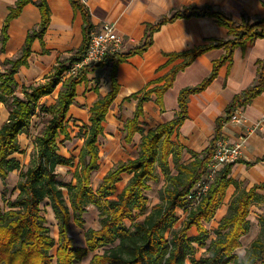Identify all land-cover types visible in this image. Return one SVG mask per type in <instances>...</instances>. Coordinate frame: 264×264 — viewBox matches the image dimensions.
Instances as JSON below:
<instances>
[{
    "label": "trees",
    "instance_id": "1",
    "mask_svg": "<svg viewBox=\"0 0 264 264\" xmlns=\"http://www.w3.org/2000/svg\"><path fill=\"white\" fill-rule=\"evenodd\" d=\"M30 2L19 0L10 9L1 31L0 53L5 51L10 21L17 18ZM70 2L82 12L85 20L82 49L69 60H60L44 82L25 88L22 97L16 95L18 84L15 75L22 66L28 64L33 42L36 39L42 42L50 21L48 5L45 0H40L41 25L28 34L20 54L6 60L4 70L0 71V105H5L9 112L7 121L0 127V180L5 182L13 172H20L16 198L6 201V209L0 207V264H53L54 260L56 264H76L89 252L98 250L102 253L95 256L93 264H243L244 258L238 256L237 251L242 247L241 239L250 231L249 207L255 198V191L243 192L234 198L228 214L216 231L217 238L210 246L206 245L209 231L204 223H209L215 217L231 184L229 175L232 165L222 167L215 174L214 181L197 205L188 200V196L213 161L216 141L221 138L223 125L230 121L239 107L247 105L263 91L264 60L258 62L255 85L235 97L226 116L219 121L217 137L206 151L201 155L193 154L194 160L191 163L179 165V152L170 142V137L175 127L185 118L187 96L205 89L216 78L220 66L231 61L236 48L264 38V20L254 19L252 24L244 22L238 25L220 12L213 13L209 8L192 11L187 15H214L218 23L230 31L231 36L227 40H215L191 52L174 56L173 59L184 58L185 62L173 69L164 87L154 90L159 98L172 85L177 72L189 66L201 54L222 48L226 51L225 57L215 64L212 74L199 87L181 93L179 118L149 130L142 138L137 158L114 166L103 177L98 189L94 190L92 174L99 170L100 159L97 140L103 134L102 123L118 91L116 68L127 58L144 52L151 44V36L140 48L127 54L109 53L101 64L84 66L76 76L63 81L64 74L87 51L92 35L88 11L80 0ZM179 16H174L171 21ZM106 65L113 66V91L99 99L91 109V128L80 153L79 167L74 173L75 182L63 185L59 181L57 168L72 167L73 161L59 155L58 139L60 136L69 137L65 123L76 96V88L86 80L88 73ZM61 83L62 88L55 104L50 107L41 106V99L52 95ZM142 103L143 100H140L134 118L126 124V138L129 141L136 132L141 131L136 125L142 113ZM36 116L41 119L43 127L34 137L30 162L23 169L16 158V155L22 153L20 137L29 135ZM170 156H173L176 166L174 175L169 174ZM158 168L166 176L167 186L159 193V202L148 211L145 191L150 188L149 182L159 180ZM124 174L131 178L122 192L113 198ZM260 189H264V186ZM45 202L50 206L58 225V242L51 236L47 219L42 215ZM92 207L99 210L100 228L86 233V248L75 247L70 236L71 220L83 228L86 224L84 216ZM178 209L186 211L180 229L176 228ZM139 216L142 218L138 219ZM127 221L130 226L126 224ZM193 228L197 236L189 235ZM55 247L56 254L53 255ZM205 248V255L197 258L198 249ZM247 251L249 264H264V237L255 240Z\"/></svg>",
    "mask_w": 264,
    "mask_h": 264
},
{
    "label": "crops",
    "instance_id": "2",
    "mask_svg": "<svg viewBox=\"0 0 264 264\" xmlns=\"http://www.w3.org/2000/svg\"><path fill=\"white\" fill-rule=\"evenodd\" d=\"M18 1L0 0V48L2 28L10 9ZM45 1L49 8L50 21L42 42L39 39L33 42L28 64L22 66L15 75L18 84L16 95L19 97L23 96L25 88L44 82L60 60H69L84 44L85 20L82 12L75 9L70 0ZM80 1L90 15L92 34L98 32L103 23L116 25V33L124 43L121 53L127 54L140 48L151 36V44L144 52L127 58L116 68L118 91L102 123L103 134L97 140L99 169L103 159L101 144H106V150H114L119 146L122 150L135 149L139 154L142 138L149 130L179 118L181 93L199 87L212 74L215 64L225 57L226 51L222 48L201 54L189 66L177 72L172 85L159 98L154 90L164 87L173 69L185 62L184 58L173 59L174 56L191 52L215 40H227L231 36L230 31L221 26L214 15H187L192 11L209 8L213 13L220 12L238 25L244 22L252 24L254 19L264 20V0ZM39 2L40 0H31L19 16L10 21L5 51L0 53V71L4 70L6 60L20 54L28 34L41 25ZM176 15L180 16L171 21ZM260 60H264V38L249 41L245 46L236 48L231 61L220 66L216 78L205 89L187 96L185 118L175 127L170 137V142L179 152V165L191 163L194 160L193 154L201 155L211 146L217 137L219 121L226 116L235 97L255 85ZM112 74V65L96 68L77 86L76 96L65 123L69 137L60 136L58 146L60 142L68 143L82 133L78 141L83 143L81 150L83 149L91 128V109L99 99L107 97L113 91ZM67 78L66 72L63 81ZM61 88L62 83L52 95L42 98L40 105H54ZM140 100H143L142 113L136 126L141 131L136 132L129 141L126 138V124L134 118ZM238 109L242 111L241 123H226L221 130V138L231 145L239 143L240 140H244V145L243 158L231 166V184L215 217L210 221L217 218L219 225L228 214L234 198L240 193L255 191V198L249 207V217L255 204L262 203L264 207V189H260L264 186V87L251 102ZM8 116L7 107L1 104L0 127L7 121ZM42 127L41 119L36 116L29 135L20 137L21 143H34L35 136L32 137L31 134L36 132V135ZM138 154L114 162L103 173L100 182L114 166L133 160ZM171 162L176 167L173 156L169 158V170ZM97 172L102 173L99 170L94 173ZM124 176L129 180L131 178L124 174L122 181ZM205 224L207 223L204 226Z\"/></svg>",
    "mask_w": 264,
    "mask_h": 264
},
{
    "label": "rangeland",
    "instance_id": "3",
    "mask_svg": "<svg viewBox=\"0 0 264 264\" xmlns=\"http://www.w3.org/2000/svg\"><path fill=\"white\" fill-rule=\"evenodd\" d=\"M38 132V130H37ZM36 132H33L31 134L32 137L35 136ZM82 137V133L74 137V140H71L68 143L60 142L59 143V155L66 159H71L73 161L72 167H58L57 172L60 175L59 181L63 185H68L71 183H74V173L78 169L80 164V151L82 148L83 143H79L78 138ZM22 147V153L19 155H16V158L20 161L23 169H26L31 158V153L34 149V143H21ZM102 146V164L99 169V171H102V173L99 174V172L94 173L92 175V188L94 190H97L100 185V178L102 177L103 173L107 172L112 164L114 162L118 161L119 159H124L127 156L134 157L138 154L137 150H122V147H117L116 149L112 150H106L104 147L106 144H101ZM157 173L159 176L158 181H151L148 183L149 190L145 191V195L148 199V210L152 208L153 205L159 202V193L165 189L167 186V178L166 176L160 171V169H157ZM170 175L176 174L175 167L173 163L171 162ZM20 179V172H13L9 179L5 182L0 180V207L3 209H6V201L7 200H14L18 194L17 185ZM128 177L124 176V179L122 183L117 185V192L114 195L113 198H116L117 195H119L125 184L128 182ZM65 197L67 198V192L64 190ZM68 199V198H67ZM43 213L42 215L46 217L47 219V226L50 229L51 236L54 237L56 242H58L59 239V229L58 225L55 219V216L48 205L47 202H45L42 205ZM254 209L251 210V214L249 217L250 221V231L249 234L241 239V245L242 247L238 249V253H240L243 250H247L250 245L257 239L264 237V207H262L261 204H255ZM85 226L83 228L78 227L74 224V221L71 220V226H70V236L74 240V246L75 247H82L86 248V233L89 230H98L100 228V222H99V210L96 207L90 208L88 213L85 214ZM178 217V223L176 225L177 229H180L183 225V222L186 218L185 211H178L177 212ZM142 216H139L138 219H141ZM217 219V218H216ZM214 219L212 222L205 224V227L209 231V236L206 240V245L210 246L212 242L217 238L216 231L218 229L219 223L217 220ZM126 224L130 226V222L127 221ZM190 236H197L198 233L195 228H193L189 232ZM169 237V235H168ZM57 247V246H56ZM56 247L52 251V254H56ZM205 249H198V253L196 254V257L199 258L202 255H205ZM102 251L98 250L95 252H89L83 259H81L80 262L76 264H93L95 256L101 254ZM53 264H56V261L54 260ZM188 264H190L188 262Z\"/></svg>",
    "mask_w": 264,
    "mask_h": 264
},
{
    "label": "built area",
    "instance_id": "4",
    "mask_svg": "<svg viewBox=\"0 0 264 264\" xmlns=\"http://www.w3.org/2000/svg\"><path fill=\"white\" fill-rule=\"evenodd\" d=\"M123 44V39L116 33V25L113 23H103L100 30L91 35L87 51L82 55L79 62L71 66L67 72V76H76L84 66L101 64L107 54L121 52ZM241 121L242 111L237 109L228 123L239 124ZM243 145L244 140L231 145L224 138L218 139L216 141L213 161L209 165L207 173L191 191L188 200L197 205L214 181L215 174L222 167L234 165L243 158Z\"/></svg>",
    "mask_w": 264,
    "mask_h": 264
},
{
    "label": "clouds",
    "instance_id": "5",
    "mask_svg": "<svg viewBox=\"0 0 264 264\" xmlns=\"http://www.w3.org/2000/svg\"><path fill=\"white\" fill-rule=\"evenodd\" d=\"M238 256H240L243 259V264H249L248 260L246 259V257L248 256V251L245 249L243 251H241L240 253H237Z\"/></svg>",
    "mask_w": 264,
    "mask_h": 264
}]
</instances>
